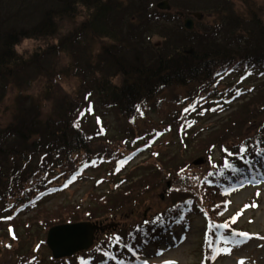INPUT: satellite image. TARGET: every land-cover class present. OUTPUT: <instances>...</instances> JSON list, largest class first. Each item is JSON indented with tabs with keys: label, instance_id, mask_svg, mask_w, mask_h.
Here are the masks:
<instances>
[{
	"label": "trees",
	"instance_id": "1",
	"mask_svg": "<svg viewBox=\"0 0 264 264\" xmlns=\"http://www.w3.org/2000/svg\"><path fill=\"white\" fill-rule=\"evenodd\" d=\"M159 1L0 0L1 112L10 89L17 92L9 108L11 120L0 129V206L8 225L13 226L17 217L31 212L32 218L22 228L32 229L37 224L42 227L50 212H45L40 205L45 198L58 193L61 183L71 182L76 173L73 170L77 171L81 165L71 169L76 155H85V161L99 156L89 149L86 121L79 128L74 126L84 107L56 98L59 93L55 81L61 78L80 79L85 92L96 97L97 108L101 105L106 111H118L130 121L143 115L148 103L163 89L178 84L194 88L196 96L187 99L189 106L202 100L201 106L222 111L224 107L220 104L224 106L226 100H232L231 104L236 100L243 102L229 116L228 122L234 127L252 125L260 117L264 120V76L260 75L264 72L263 29L256 33L255 27L250 40L241 35V16L231 10L227 0H173L176 5L188 6L194 11L210 9L215 10L214 14L219 11L218 15H224L217 29L199 22L200 28L186 31L176 14L156 8L154 3ZM83 9L89 14L85 21L78 23ZM227 10L231 15H226ZM155 36L162 41L154 43ZM26 39L56 41L47 49L24 57L16 48ZM97 41L101 45L94 44L91 49V43ZM64 55L69 58L68 65L59 68ZM232 75L259 83L253 87L255 94L248 102L249 92L244 93L239 84L222 86L224 79ZM40 79L45 82L40 96L26 95ZM114 79L121 83L114 84ZM196 84L200 85L197 89L192 86ZM237 92L241 94L233 99ZM45 104L51 106L47 113ZM181 120L187 140L191 139L190 135L199 134L189 118ZM240 146L248 147V154L253 158L251 167L264 163V155H256L264 151V121L253 136L237 144L235 151ZM210 179L208 183H201V190L205 191L200 194L203 200L197 195L186 197L194 202L188 201L186 205L191 212L199 208L201 201L211 210L222 208L224 180L215 174ZM206 187L212 188L217 198L208 200ZM110 198V195L102 197V204L108 205ZM105 209L108 216L114 213L113 207ZM18 251L21 253L22 248ZM32 258L35 257L24 264H33ZM0 264L14 263L0 260Z\"/></svg>",
	"mask_w": 264,
	"mask_h": 264
},
{
	"label": "rangeland",
	"instance_id": "2",
	"mask_svg": "<svg viewBox=\"0 0 264 264\" xmlns=\"http://www.w3.org/2000/svg\"><path fill=\"white\" fill-rule=\"evenodd\" d=\"M201 1L204 2V0ZM227 1L231 4L229 6L231 10L241 16L243 27L240 30L242 31L241 35L245 34L246 39H249L251 34L253 35L251 32L255 27L258 28L256 33H259L261 29L264 32V0ZM168 2L172 6L173 11L171 13L173 15L179 11L188 15L178 19L184 29V21L192 16L191 13H201L204 18L200 23L215 29L220 25V19L224 17L222 14L218 15L219 11L216 14L212 13L215 10L210 9L194 11L188 6L176 5L173 0H168ZM203 7L201 6V8ZM210 7L213 6L210 5ZM88 14L86 9L80 11L77 22L85 21ZM226 15H231L229 10H227ZM200 26L196 21V27L200 28ZM176 31H180L179 28L176 27ZM29 41V47L22 52L17 51L16 48L18 54L30 57L36 51L45 50L50 44H55L56 40L51 39L48 42L42 40ZM161 41L162 38L153 37L154 43L157 44ZM100 42L91 43V49L94 44L95 47L101 45ZM68 59L65 55L62 56L59 68L68 65ZM55 83L58 86L57 93H59L57 99L62 98L63 100L64 98L72 101L73 104H81L84 110L93 102L97 104L95 96L90 95L88 98L89 94L85 92L86 87H82L83 83L80 79H67L65 77L55 81ZM113 83L120 84L121 81L114 79ZM230 84L233 87L239 84L240 89L243 88L244 90L259 85L252 80L246 82L240 79L239 75L225 78L222 86L226 87L225 85ZM44 86L45 82L40 79L34 83L32 88L27 90L26 95L36 94L40 96L38 94L42 93ZM192 86L197 89L200 85ZM16 93L13 88L10 89L2 112L0 110V129L6 127L11 120L9 108L12 106ZM254 94L255 91H249L246 101L248 102ZM192 95L196 96V93L194 88L189 86L181 87L178 84L176 87L163 89L155 100L148 103L143 115L134 121L135 124L130 123L120 112L106 111L101 105H98L97 113L92 117L87 116L81 120L82 115H80L78 118L79 126H81V122L86 121L87 134L93 139L88 142L89 149L92 153L99 155H94L95 158L104 157L106 159L87 168L78 176L76 184L71 188L65 189L64 192L58 193L40 205V208L44 209L45 212H50L42 227L37 224L38 227L32 229L22 228L33 216V213H25L22 214V217H17L13 224L15 227H10L13 230L9 232V226L6 222L7 216L0 206V228H2L0 232V260L6 263L24 264L31 257L38 256L45 264V261L51 258L50 250L46 245V237L50 228L71 222H88L91 225H96L97 221H101L98 223L103 225L104 231L97 233L94 245L90 250L85 251V253H90L98 242L107 245L109 237L116 232L136 230L142 220L146 219L147 222L153 220L173 205L180 204L183 198L204 194L205 191L201 190L203 187L200 182L202 179H206V175L211 169L208 163L210 156H213L212 158L217 161L222 155V145H226L229 150L232 149L242 139L253 136L264 120L263 117H260L256 123L252 125L248 123L246 127L238 128L231 125L228 122L229 116L231 112L237 111L238 104L242 105L243 102L241 101L220 115H213L209 110L206 113L202 111L203 108H200L197 113L189 111V114L193 116L192 118L197 120L198 125L195 126V129L199 134L196 137H191L190 140L185 138L182 141L178 135L180 127V118L178 119V117H180L182 109L190 104L187 99H191ZM50 107L49 104H45L46 113L49 112ZM7 108L8 110H6ZM201 112L204 114L201 115ZM82 127L85 128V125ZM155 131H161L164 134H161L160 137L155 136L153 139L156 141L152 147L136 159L132 165L127 168L119 161L117 162L116 159H119L120 156L125 157L128 153H133L141 145H133L132 138L142 134L150 135ZM84 157L83 154L76 155L71 169L85 161ZM197 159H202V162L195 166L194 162ZM117 166L123 169L122 173H116ZM140 176H143V180H140L142 179ZM118 186L119 189L117 190ZM180 189L183 192H179ZM206 189L209 194L208 200L217 198L213 194L212 188L206 187ZM127 190L129 191L125 193ZM257 192L260 193L259 196L256 195ZM108 195L112 196L110 198L112 201L108 205H103L102 197ZM227 200L231 202L230 207L223 208V211L207 212L209 217L213 221H220L232 219L239 214L236 222L232 225L241 232L244 231L249 234L251 238L247 239L248 241L235 245L221 244L217 256L215 258L211 256L212 261L210 262V246L206 239L209 219L204 215L190 214L188 224L185 227L175 229L164 239V242L157 243V240L155 242L153 240L152 244L146 246V250L142 252L144 255L142 260H146L147 264H166V262L169 264H205V262H210V264H239L241 260L244 261V264H264V239L256 238L257 236L264 237V182L257 185L248 184L233 195L227 196ZM253 204L256 206L253 207ZM246 205L248 207H245ZM108 206L110 209L113 207V212L116 214L110 211L111 215L108 216L105 209ZM208 208L210 211V207ZM224 213L225 215H223ZM18 238L21 240L17 242ZM19 247L22 248L21 253L18 251ZM138 247L140 246L136 248ZM225 248H230L231 251L226 253ZM158 252L162 255H157ZM96 261L99 262L98 259Z\"/></svg>",
	"mask_w": 264,
	"mask_h": 264
},
{
	"label": "snow or ice",
	"instance_id": "3",
	"mask_svg": "<svg viewBox=\"0 0 264 264\" xmlns=\"http://www.w3.org/2000/svg\"><path fill=\"white\" fill-rule=\"evenodd\" d=\"M248 75L251 76L252 75V72H248ZM260 75L261 76H264V72H261ZM252 90L253 89H248V91H252ZM240 94H241L240 92H237L235 94V96L233 97V99H235ZM90 95L91 94L89 93V96ZM86 99H87V97H86ZM202 99L203 100H206V98H202ZM200 103H202V100L196 101L195 103L191 104L190 107L185 108L184 109V112H188L189 110L195 111L196 108H197V105H199ZM225 103L226 104H231L232 103V100H226ZM137 111H140V109L137 108ZM210 111L215 112V111H217V109L216 108H212V109H210ZM87 114H91V108H89V111H88ZM200 114L203 115L204 113L201 112ZM81 115H84V113H82ZM74 126L77 127V128H79V123H74ZM222 151L225 152L228 157H232V158H234L237 161H245L249 165H251V163H252L250 160H247L246 161V155L249 152L248 147L240 146L239 149H238V151H236V152L230 151L227 148H223ZM256 155H258V156L264 155V151H258V152H256ZM210 163H211L212 169H217L218 168V166H217L216 163L211 162V160H210ZM223 169H224V171H218V172H216L215 173V176L218 179H220V180H228L229 184H231V182H232V177H238L237 182L239 184H241V185L245 184L246 182L249 183V184H256L257 183L255 177H253L252 179H248L247 177L239 178V177L243 176V169L241 167L235 165L234 163H231L228 159H225L224 160V162H223ZM249 171H251V168H249ZM226 173H228L230 175H226ZM213 175H214V173H212V172H209L208 173V176H213ZM65 187H67V184L65 185ZM256 195L259 196L260 193L257 192ZM252 206L255 207L256 205L253 204ZM245 207H248V206L246 205ZM221 215H222V213H221ZM238 215L239 214H237V216L232 217L231 222L226 221V222H224L222 224L216 225V227L221 228V229L228 230L230 228V223L234 224L236 222V220H237ZM144 223L147 224L148 222L145 221ZM139 231H140V229L137 228V232H139ZM231 235L232 236L243 237L246 240L251 238L249 236V234L243 233V232L237 233V232L233 231L231 233ZM13 238H15V237H13ZM256 238L257 239H264V237H260V236H257ZM116 239L119 240V237H117ZM222 243H225V244L226 243H229V238L228 237H224ZM123 246L126 247V248H128L129 251H132V248L129 247L127 244H125ZM213 251H216V249H213ZM224 251L226 253H228V252L231 251V249L230 248H225ZM157 255H162V253H159L158 252ZM137 258L139 259V257H137ZM121 264H122V262H121ZM143 264H147V261L145 260L143 262ZM166 264H169V262H166ZM239 264H244V261L241 260L239 262Z\"/></svg>",
	"mask_w": 264,
	"mask_h": 264
},
{
	"label": "water",
	"instance_id": "4",
	"mask_svg": "<svg viewBox=\"0 0 264 264\" xmlns=\"http://www.w3.org/2000/svg\"><path fill=\"white\" fill-rule=\"evenodd\" d=\"M161 10H168L167 2L158 6ZM200 18L199 15H196ZM186 27L192 29V21H187ZM94 227L89 224L69 225L53 228L48 235L47 244L55 258L69 257L78 251L88 249L93 242Z\"/></svg>",
	"mask_w": 264,
	"mask_h": 264
},
{
	"label": "clouds",
	"instance_id": "5",
	"mask_svg": "<svg viewBox=\"0 0 264 264\" xmlns=\"http://www.w3.org/2000/svg\"><path fill=\"white\" fill-rule=\"evenodd\" d=\"M29 45H30V41L26 39V40H24V41L21 43V45H19V46L17 47V51L22 52L25 48H28Z\"/></svg>",
	"mask_w": 264,
	"mask_h": 264
}]
</instances>
